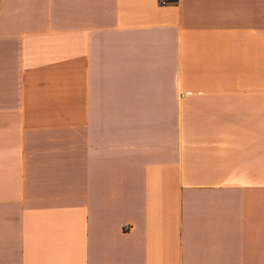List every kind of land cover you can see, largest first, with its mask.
<instances>
[{"label": "crops", "instance_id": "0c3cea01", "mask_svg": "<svg viewBox=\"0 0 264 264\" xmlns=\"http://www.w3.org/2000/svg\"><path fill=\"white\" fill-rule=\"evenodd\" d=\"M0 0V264H264V0Z\"/></svg>", "mask_w": 264, "mask_h": 264}, {"label": "built area", "instance_id": "2783aa9c", "mask_svg": "<svg viewBox=\"0 0 264 264\" xmlns=\"http://www.w3.org/2000/svg\"><path fill=\"white\" fill-rule=\"evenodd\" d=\"M160 3H161V4H165V1H164V0H160Z\"/></svg>", "mask_w": 264, "mask_h": 264}]
</instances>
